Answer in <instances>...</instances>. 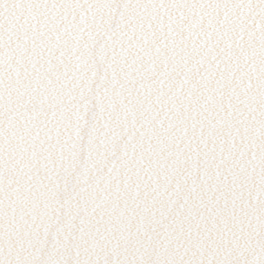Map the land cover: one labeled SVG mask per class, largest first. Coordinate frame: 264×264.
Here are the masks:
<instances>
[{
	"label": "snow or ice",
	"instance_id": "1",
	"mask_svg": "<svg viewBox=\"0 0 264 264\" xmlns=\"http://www.w3.org/2000/svg\"><path fill=\"white\" fill-rule=\"evenodd\" d=\"M0 264H264V0H0Z\"/></svg>",
	"mask_w": 264,
	"mask_h": 264
}]
</instances>
